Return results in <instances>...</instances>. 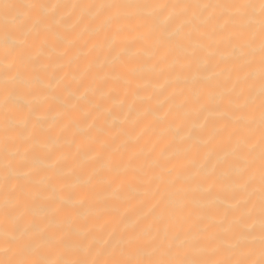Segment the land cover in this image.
<instances>
[{
  "label": "bare ground",
  "instance_id": "1",
  "mask_svg": "<svg viewBox=\"0 0 264 264\" xmlns=\"http://www.w3.org/2000/svg\"><path fill=\"white\" fill-rule=\"evenodd\" d=\"M260 20L259 0L0 2V260H259Z\"/></svg>",
  "mask_w": 264,
  "mask_h": 264
},
{
  "label": "snow or ice",
  "instance_id": "2",
  "mask_svg": "<svg viewBox=\"0 0 264 264\" xmlns=\"http://www.w3.org/2000/svg\"><path fill=\"white\" fill-rule=\"evenodd\" d=\"M0 2H3V0H0ZM3 6L5 8L12 7V5H9L7 3H4ZM143 7H149V5H143ZM163 7V6H161ZM228 7H234L237 9V11L241 9H255L256 5L252 2H246V3H239V4H233L228 5ZM259 11H260V24H261V40H262V53H264V0H259ZM8 47L11 50H15L18 45L15 43V41H9ZM262 64H264V56H262ZM264 78V77H262ZM264 94V93H262ZM262 112H264V104H262ZM262 136V144H261V179H262V186H264V129H262L261 132ZM262 212H264V201H262L261 204ZM262 232H264V225H262ZM68 236H64L63 238L59 239H49L44 242V246L46 248H58L66 245ZM261 256L260 259L257 261H248V260H241V261H221V262H207V261H201V260H183V261H174V260H161V261H142V260H123V261H113L111 264H264V235L261 237ZM20 250L22 252H29L31 250L30 248V241H24L20 245ZM0 264H90L87 260H66V259H55L50 260L44 257H41L39 259H20V260H0ZM91 264H96V262H91Z\"/></svg>",
  "mask_w": 264,
  "mask_h": 264
}]
</instances>
